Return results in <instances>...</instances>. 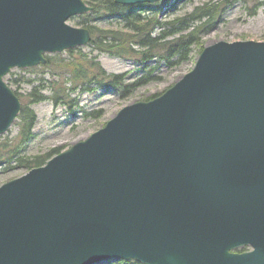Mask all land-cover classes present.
<instances>
[{
	"label": "water",
	"instance_id": "95a60500",
	"mask_svg": "<svg viewBox=\"0 0 264 264\" xmlns=\"http://www.w3.org/2000/svg\"><path fill=\"white\" fill-rule=\"evenodd\" d=\"M90 10L0 0V134L20 109L4 76L85 45L88 29L66 21ZM108 258L264 264V41L205 45L160 95L0 185V264Z\"/></svg>",
	"mask_w": 264,
	"mask_h": 264
},
{
	"label": "trees",
	"instance_id": "16d2710c",
	"mask_svg": "<svg viewBox=\"0 0 264 264\" xmlns=\"http://www.w3.org/2000/svg\"><path fill=\"white\" fill-rule=\"evenodd\" d=\"M86 3L92 7L90 11L92 21L109 19L110 22L115 23V26L108 27H98L92 23L85 24L84 27L90 32L89 43L95 50L109 56L134 60L139 75L132 81L125 82L124 73H107L96 57L83 54L72 57V50L68 51L70 54L68 58L62 57L61 53L46 56L44 65L52 68L53 74L52 79L47 81L48 85L42 87L47 88L49 93L44 94L40 91V83L33 85L25 93L13 90L20 100L16 120L18 131L13 145H0V166H9L14 162V166L28 170L42 165L60 151L58 147H55L29 157L21 155L22 146L33 136V127L36 122V114L31 104L42 100H50L54 104L65 103L70 99V94L76 90L79 92L92 90L90 85H93V88H114L125 96L134 88L158 79L156 72L161 64L172 67L188 60L193 47L199 48V53L203 48L200 34L212 25L213 19L220 13L218 6L205 2L195 6L191 12L182 17L162 20L159 18L162 3L122 5L115 0H87ZM186 22L187 25H185ZM181 26H184V33L168 39L178 32ZM9 82L8 85L17 84V88L20 83H30L20 75ZM156 95L158 94L151 95L147 99ZM99 113L100 110H95L86 112L85 115L99 118ZM117 264L140 263L128 260L119 261Z\"/></svg>",
	"mask_w": 264,
	"mask_h": 264
},
{
	"label": "rangeland",
	"instance_id": "374dc122",
	"mask_svg": "<svg viewBox=\"0 0 264 264\" xmlns=\"http://www.w3.org/2000/svg\"><path fill=\"white\" fill-rule=\"evenodd\" d=\"M84 1L86 2L87 0ZM166 1H159L162 3L160 5V9L162 10L159 15V18L162 20L182 17L186 13L191 12L195 6L205 2L219 7V16L213 19L212 25L209 24L211 26L200 34L202 46L218 40L227 42L237 40L264 41V0ZM167 8H172L173 10L170 11ZM90 18V12L74 15L67 20V24L74 27H84L88 23H92L98 27L115 26V23L110 22L109 19L96 22ZM187 24L186 22L185 25ZM183 27L178 29V32H175L168 39L184 33L185 30H183ZM198 49L197 47H193L190 51V58L175 66L167 67L161 64V62L156 72V75L159 77L158 79L134 88L125 96L121 95L114 88H93L94 86L90 85L92 90L86 92L76 90L70 94V99L65 103L54 104L50 100H42L31 104V108L36 114V122L33 127V136L22 146L21 155L29 157L44 153L55 147H58L60 151L68 149L73 143L84 139L102 127L123 106L132 102L147 100L151 95L159 94L172 85L180 76L192 68L198 55ZM70 50H72V57H76L79 54L96 57L101 67L107 73H124L125 82L132 81L139 75L137 64L134 60L109 56L104 52L95 50L91 43L77 46ZM68 51L60 52L62 57L68 58L70 56ZM52 55L45 54V57ZM52 74V68L50 69L45 65L28 68H12L4 76V81L9 84L11 79L20 75L29 80L30 83H20L18 88L17 84H11L9 86L12 90L16 89L18 92L25 93L33 85L40 83V91L48 94L47 88L44 87L48 85L47 81L52 79ZM95 110H100L99 118L88 114L85 115L86 112ZM17 131L18 126L15 121L6 132L0 134V145H13ZM25 172H27V169L14 166V162L9 166H0V185L10 179L21 176ZM245 249L247 250L249 247H245ZM118 262L119 259L111 258L101 263L117 264Z\"/></svg>",
	"mask_w": 264,
	"mask_h": 264
}]
</instances>
